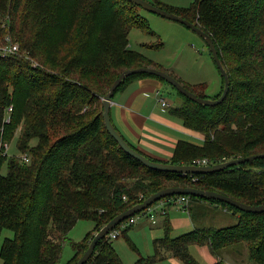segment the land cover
<instances>
[{
  "label": "trees",
  "instance_id": "obj_1",
  "mask_svg": "<svg viewBox=\"0 0 264 264\" xmlns=\"http://www.w3.org/2000/svg\"><path fill=\"white\" fill-rule=\"evenodd\" d=\"M150 2L212 36L230 77V89L221 103L207 106L158 76L130 75L115 94L146 77L168 83L182 101L166 110L205 138L198 143L178 140L173 156L159 160L126 139L116 126L121 135L152 160L172 164H197L204 159L217 164L262 154L264 0H194L185 8ZM138 8L132 0H0L6 24H0V43L7 45L10 36L20 46L18 52L0 54V238L3 230L14 232L1 244L3 264H59L68 233L80 219H89L93 230L71 243L73 256L66 264H76L104 225L167 187L193 186L248 205L264 204V157L219 172L171 173L144 166L109 133L101 98L115 79L129 68L163 69L129 47L134 26L149 31L148 20ZM178 79L199 97L211 98ZM224 84L223 77L220 93L212 99L222 95ZM13 141L29 161L8 155L6 145ZM189 197L188 207L196 202L221 206L232 212L236 224L199 227L175 238L170 216L165 215V234L154 240L152 255H141L129 239L139 254L135 264H153L169 256L179 257L184 264H201L190 253L193 244L208 245L221 258L212 264H226L224 254L233 249L249 264H264V212L248 213L222 201ZM131 226L122 232L126 237ZM119 228L120 224L113 231ZM110 234L86 264H126Z\"/></svg>",
  "mask_w": 264,
  "mask_h": 264
},
{
  "label": "rangeland",
  "instance_id": "obj_2",
  "mask_svg": "<svg viewBox=\"0 0 264 264\" xmlns=\"http://www.w3.org/2000/svg\"><path fill=\"white\" fill-rule=\"evenodd\" d=\"M160 1L169 7L172 6L176 8H185L186 6H190L194 0ZM137 10L139 11V14L143 16V18L148 20L149 31L134 26L129 34V47L133 50L144 53L151 61L158 64L159 66H162V70L169 74L173 73L177 78L183 80L184 83L194 87L197 86V89L200 91L203 90L207 96L211 98L217 96L223 86V77H221V73L217 65H215V62H213L210 48L205 39L198 33L194 32L191 28L180 22L167 19L156 13H151L142 7L140 9L138 8ZM0 18L1 20L2 18L5 20L1 14ZM6 46L7 45L4 43H0V48H5ZM163 85L164 89L161 91V95L158 96V102L161 104L160 99L164 98L163 101L167 103L166 107L173 106L174 103H181L182 99L173 86L168 83H164ZM115 97L116 94L114 93L113 100ZM103 98L104 97L101 98L102 102ZM121 130L124 132L122 128ZM124 134L127 136L125 132ZM131 141L134 143L133 140ZM32 142L34 145L37 143L36 140H33ZM7 152L9 156L17 155L22 158L24 156V154L21 155L20 152H18L15 141H13L11 146L9 145ZM203 161L199 160L197 165H203ZM5 171L6 167L3 169V172ZM202 205L205 207V210L202 212V214H199L201 211H198V214L200 217L203 216L205 218L197 219L202 223V225L199 226L205 228H221L236 224L237 219L232 217V212H226L222 207L219 209H210L211 205L208 204V202H205V204ZM158 206L159 202L157 204L154 203L149 207ZM149 207L146 209H149ZM176 207L184 211L185 206L177 204L171 210L173 214L176 213ZM186 208L188 210L189 207L187 206ZM142 213H144V211H142ZM163 219L164 218L162 216L159 217L158 222H163ZM159 226L160 225L158 224H153L148 217H141L136 218V220L132 223L127 237L122 233L126 228L120 227L121 229H118L119 235L117 239H112V242L126 264H135L139 258L137 251L133 248L129 239H131L132 243L136 244L142 255L146 256L147 252H152V250L154 252V249H152V246H154L152 239L158 229L162 230V228ZM93 227L94 222L89 219H80L73 226L67 235V241L64 243V249L59 264H66L70 260V258L73 256V246L71 243L73 241H81L89 231L93 230ZM13 235L14 232L3 230V234L0 238V264H3L1 259V244L5 238L13 237ZM195 246L196 245H192L190 248L195 250ZM234 255L235 259L238 258L239 260H243V264H249L247 262L248 259L237 257V254L235 253Z\"/></svg>",
  "mask_w": 264,
  "mask_h": 264
},
{
  "label": "crops",
  "instance_id": "obj_3",
  "mask_svg": "<svg viewBox=\"0 0 264 264\" xmlns=\"http://www.w3.org/2000/svg\"><path fill=\"white\" fill-rule=\"evenodd\" d=\"M163 84L164 82L159 79L147 77L133 81L123 92L116 94L110 110L113 124L119 128L124 136V132L126 133V139L133 140L144 153H147L155 159L169 160L174 154L173 151L178 140H192L198 143V141H204L205 137L202 134L187 129L181 120L169 114V111L166 110L167 108H162L161 104L158 102V96L161 95V91L164 89ZM173 105H175V103ZM121 128L124 132H122ZM202 204L205 203H191L188 210L184 208V211L176 207L175 209L177 210L175 214L171 212L175 206L167 207L171 226L173 227L172 237L177 238V236L190 233L196 228L201 227L199 225H202V223L197 219L205 218L199 216V214H202L205 210ZM210 205V209H219L221 207ZM195 210L201 211L198 216H193V211L195 212ZM224 210L229 212L226 209ZM161 223V221L153 223L160 225L159 227L162 228V230L158 229L154 234L155 236L152 239L153 242L156 239H162L165 234V229ZM193 245H196V249L190 248V253L201 264H212L221 260L219 256L214 255L210 251L208 245ZM154 248L155 247L152 246V249ZM230 251L231 252L224 254L225 256L223 259L226 264L244 263L243 260H239L238 258L235 259L234 255L235 253L237 257L245 258L243 254L234 252L233 250ZM153 253V250L152 252L149 251L146 253L145 257ZM153 264H184V262L179 257L169 256L163 259V261Z\"/></svg>",
  "mask_w": 264,
  "mask_h": 264
},
{
  "label": "water",
  "instance_id": "obj_4",
  "mask_svg": "<svg viewBox=\"0 0 264 264\" xmlns=\"http://www.w3.org/2000/svg\"><path fill=\"white\" fill-rule=\"evenodd\" d=\"M133 3H135L138 6H141L145 10L156 13L162 17H165L167 19H172L177 22H180L189 28H191L194 32L198 33L200 36H202L206 43L208 44L211 52L213 61L216 62L222 76L225 78V84L223 88V93L220 97L217 99L212 98H206V97H199L196 93H193L191 90L185 87V85L174 75H171L167 73L166 71L155 68L152 66H142L139 68H129L126 71L122 72L113 83V86L109 89V91L105 94L103 98V117L105 125L111 134L113 138H115L123 150L127 154H131L134 158L139 160L144 166H147L148 168L155 169V170H163L171 173H180V174H205V173H212V172H219L220 170H225L231 167H234V165H240L258 158L264 157V152L262 154H255V155H249V157H239L234 158L233 160L223 161L219 162L217 164H204V165H197V164H172L169 162L164 161H154L150 157H148L146 154L140 153L138 150L133 148L130 143L127 142L126 139L121 135L120 131L117 129L116 125L113 124L112 118H111V105L113 101V96L116 91V89L125 81L128 76L133 74H142V73H148L150 75L158 76L164 80H166L171 85L175 86L176 89L183 93L185 96H188L190 99L195 101L196 103L200 105H207V106H216L217 104L221 103L228 95V91L230 89V77L228 76V73L223 65V62H221L218 49L215 46L214 40L212 39V36L209 33H206L203 29L199 28L191 22L188 19H184L182 16L172 12L168 11L158 5L152 4L149 0H132ZM175 194H181V195H187V196H196L200 198H208L213 199L217 201L225 202L233 207H237L238 209L245 211V212H255L260 213L264 212V204L262 205H248L242 201H239L238 199H234L231 196L225 195L223 193H219L216 191L211 190H203L199 189L193 186L190 187H182V186H175V187H167L161 189V191L154 193L148 197H146V200L143 202L131 207V209L126 210L120 214H118L114 219H112L109 223L104 225L99 232L95 234L93 239L90 242V246L88 247V250L79 258V261L76 264H86L90 258V256L94 253L98 243L106 236H108L113 230L116 229L117 225L122 223L123 221L129 219L133 215L137 214L138 212L146 210L149 206L153 205L156 202L161 201V199L166 198L167 196H172Z\"/></svg>",
  "mask_w": 264,
  "mask_h": 264
},
{
  "label": "built area",
  "instance_id": "obj_5",
  "mask_svg": "<svg viewBox=\"0 0 264 264\" xmlns=\"http://www.w3.org/2000/svg\"><path fill=\"white\" fill-rule=\"evenodd\" d=\"M0 24L2 26H4V27L6 26L5 20L3 18H2V20L0 18ZM6 40L9 43L7 44V46L5 48H0V54H2L3 56H6V55H8L10 53H14V52H18L19 51L18 50L20 48L19 44L18 43H13L11 41L10 36H7L6 37ZM158 93H159V91H158ZM163 99L164 98H161L160 99L161 106H162V108L166 109V104L167 103L164 102ZM11 109H12V107H10V110ZM6 120H7V122H9L10 119L8 118ZM1 133H2V130L0 129V135H1ZM8 147L9 146L6 145L7 150H8ZM23 159L25 161H29L30 160V158L27 156V154L23 156ZM204 163L207 164L206 159H204L203 165H204ZM189 203H190V197L187 196V195L178 194V195H175V197H172L170 199L169 198H163L159 202V206L158 207H149V209H147L146 213H142V211L141 212H138L137 213V216L132 217V219L129 222H122V223H120V227L126 228L130 224H132L136 220V218H141V217H145V218L148 217L149 220L152 221V223H156L158 221V217L168 215L167 207H169V204L171 206H176L177 204H180V205H184L185 206L184 208H186L189 205ZM118 235H119L118 229L116 231H113L110 234V236H111L112 239H117Z\"/></svg>",
  "mask_w": 264,
  "mask_h": 264
}]
</instances>
